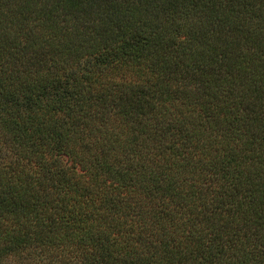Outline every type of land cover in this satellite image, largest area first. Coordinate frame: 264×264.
<instances>
[{"label": "trees", "instance_id": "16d2710c", "mask_svg": "<svg viewBox=\"0 0 264 264\" xmlns=\"http://www.w3.org/2000/svg\"><path fill=\"white\" fill-rule=\"evenodd\" d=\"M0 264H264V0H0Z\"/></svg>", "mask_w": 264, "mask_h": 264}]
</instances>
